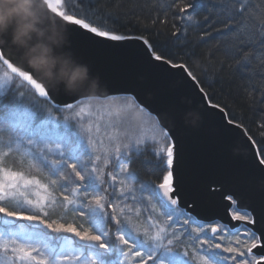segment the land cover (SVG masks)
<instances>
[{
    "label": "snow or ice",
    "instance_id": "obj_1",
    "mask_svg": "<svg viewBox=\"0 0 264 264\" xmlns=\"http://www.w3.org/2000/svg\"><path fill=\"white\" fill-rule=\"evenodd\" d=\"M59 4L60 0H55V3L53 0H44V5L62 17L73 31L77 30L75 26H79L80 29L94 34L93 38L101 37L116 42L143 40L144 44L149 43L144 37L131 34L132 30L128 33L115 29L102 30V27L107 26L109 18L115 22V18L110 14L104 18L102 24L93 26L94 21L87 15L84 18H76L75 15L65 14L64 11L58 10L56 5ZM201 10L206 12L203 20L194 21L193 17ZM179 13L182 23H195L199 27L211 21L221 25L214 32L205 29L200 42L218 37L220 43L217 47L222 45L226 58L233 62L228 65L232 75L241 80L243 87L251 88L253 95L259 91V99L264 100V91H260L253 83L256 79L264 80V0H186L183 6L179 7ZM176 35L177 33H173L174 37ZM9 39L6 34L4 43L0 44V61L7 68L0 75V132H8L7 141L0 144V264H130V261L131 264H136L137 261L138 264H259V261H264V256H261L259 261L252 256V249L258 246L260 237L247 225L255 224V209L252 212L240 209L233 201L232 219L241 223L237 227H229L217 221L211 225V239H200L207 235L206 226H199L189 232L191 217L184 220L182 225L179 224V216L186 213L178 210V200L171 198L176 173L173 167L175 146L173 143H160L171 141L173 138L171 131L160 123L159 116L153 120L149 114L146 127L141 128L137 134L128 136L127 143H120L121 128H132V111L138 104L134 95L111 97L113 100H123V103L118 105L105 106L97 100L92 106L94 110H89L87 105L79 106L82 101H77L78 111H73L74 105L71 103L61 108L59 104L52 102L50 90H46V87L38 83L28 71L14 66L5 58L2 49L8 48L21 64L24 63L19 51L9 43ZM152 56L157 61L162 60V56L155 52H152ZM167 63L171 64L172 68L186 71L187 77L199 83L198 78L185 64H172L170 60ZM17 78L20 79L17 88L27 89L31 86L39 98L50 104L47 112L40 107L35 95L25 103L24 92L18 97L13 95L5 102V97L13 91L12 85L16 84ZM59 90L58 87L57 91ZM199 90L204 92L203 87ZM211 106L219 107L216 104ZM53 110L69 111L73 112V115L60 119L51 114ZM96 110H100L102 114L98 116ZM79 117L89 120L87 127L84 126L83 120L77 125L76 118ZM149 134L151 142L159 144L158 148L148 147L149 141L145 137ZM124 135H127V132ZM97 137L102 138L98 140ZM105 139L108 147H104ZM114 142L117 143L115 148H112ZM143 152H148L152 157L143 163L151 165L153 171H163L167 168V174L159 185L142 183L137 189L135 181L139 176L137 172L130 170L129 164L133 155L138 157ZM261 152H264V147L257 150V155ZM94 153L97 154L93 160ZM13 154L22 158L21 166L23 158L31 157L36 163L29 164V168L47 169L48 175L56 179H52L49 184H42L35 176L29 178L23 171L13 170V167L7 164L8 157ZM51 155L58 156L59 159L50 160ZM85 156L93 164L91 170H87L81 162V158ZM102 158L105 166L110 162L114 165H120L124 160L128 162L123 163L118 173H105L99 167ZM67 160H74L76 163L67 164ZM259 164L264 165V156L260 157ZM66 167L71 171L64 173ZM105 175L111 181L107 188H111L112 192L108 193L106 188L105 194L100 195L101 187L106 183ZM118 176L123 178L119 181L121 187L117 193L115 184ZM70 185L74 186L69 187ZM56 188L70 193L63 195L65 210H79L80 215L86 217L87 223L92 225V230L85 228L79 231L72 225L49 223L47 219L42 218L41 214L47 216L45 209L49 204L54 205L57 202V198L52 194ZM137 191L147 192L150 200L159 204L161 214L167 217L162 225L152 223L143 233L131 219L133 214L140 216L142 211L141 208H135L133 213L134 206L144 203V198L136 195ZM89 193H94L91 199ZM113 197L118 203H108ZM129 200L131 204L128 203ZM108 208L112 209V213L107 211ZM117 209L119 216L116 214ZM25 211H35L39 214L25 215ZM261 215H264V210ZM113 220L120 225L118 232L124 233L115 238L104 231V225ZM173 225L179 226L173 228ZM240 228L246 229L250 238L255 237L247 248V256L251 259L243 258L246 254L238 247H223V243H212L221 231L226 230L227 233L233 234ZM178 233L180 235H177ZM169 236L172 239H169ZM184 237H188V244L193 245L191 253L187 250L181 252L175 247ZM219 238L221 241L224 239L223 236ZM129 240L132 241L131 244ZM196 240H199V246L195 245ZM185 247L187 249V245ZM125 248L128 250L124 251Z\"/></svg>",
    "mask_w": 264,
    "mask_h": 264
},
{
    "label": "water",
    "instance_id": "obj_2",
    "mask_svg": "<svg viewBox=\"0 0 264 264\" xmlns=\"http://www.w3.org/2000/svg\"><path fill=\"white\" fill-rule=\"evenodd\" d=\"M44 9L64 26L66 43L61 51L87 67L89 77L98 84L96 90L68 93L59 87L57 91L58 87L43 83L8 48L2 49L5 58L50 90L52 102L61 108L88 99L134 95L138 107L154 119L159 116L160 123L171 131L169 143L175 146L176 169L171 198L178 200V210L199 223L218 221L237 227L241 222L232 219L233 201L240 209H255L256 222L247 226L260 237L252 249V256L259 261L264 256V165L259 164L258 149L246 130L230 120L220 106L213 108L214 103H209L199 83L187 77L186 71L172 68L164 58L155 60L152 48L149 50L143 40L93 38L94 34L79 26L71 30L46 5Z\"/></svg>",
    "mask_w": 264,
    "mask_h": 264
},
{
    "label": "trees",
    "instance_id": "obj_3",
    "mask_svg": "<svg viewBox=\"0 0 264 264\" xmlns=\"http://www.w3.org/2000/svg\"><path fill=\"white\" fill-rule=\"evenodd\" d=\"M185 2L186 0H60V4L56 6L58 10L64 11L65 14L75 15L76 18H84L87 15L94 21L93 26H96L97 23L102 24L104 18L110 14L111 17L115 18V22L109 18L107 26L102 27V30L115 29L122 33H128L129 30H132L131 34L147 39L148 44L151 45L153 52L157 55L172 61L174 64H185L187 69L198 78L199 84L204 88V92L210 102L219 105L224 109L230 120L240 124L254 141L257 149L264 147V100L259 99L260 92L258 91L253 95L251 88L243 87L241 80L232 75L228 65L233 62L226 58L222 45L219 48L217 47L220 43L218 37L200 42L205 29L214 32L221 25L213 24L211 21L208 24H201L199 27L195 23L191 25L187 24V22L182 23L179 7H182ZM53 3H55V0ZM205 15L206 12L201 10L196 17H193V20H203ZM173 33H177V35L174 37ZM0 64L3 66L1 62ZM222 64L223 67H221ZM19 83L20 79L17 78L16 84L12 85L13 91L9 92L5 97V102H8L13 95L18 97L21 92H24L25 103H28L31 97L35 95L39 100L40 107L47 112L50 104L46 103L43 98H39L38 94L30 86L27 89L23 87L17 88ZM253 83L256 84L260 91H264V80L256 79ZM56 112V110H53L51 114H56ZM0 135L2 138H7V130L0 132ZM148 147L155 148V145L149 142ZM259 155L260 157L264 156V152ZM151 158L148 152H143L138 157L132 156L129 168L138 173L139 179L135 181L137 189L142 183L158 185L163 181V177L167 173L166 168L163 171H153L151 165L143 163L144 160ZM127 162V160H124L120 165L123 166V163ZM8 163L10 164V161ZM11 167L15 170L17 169V166L11 165ZM116 167L117 165L112 164V166H109V170L116 172ZM105 181V185L101 187V190H104V194L108 183H111L107 178H105ZM115 188L117 191V184H115ZM107 191L111 193L112 189L107 188ZM136 195L143 197L144 203L137 204L134 208L146 206L148 200L150 201L147 192L141 193L137 191ZM60 198H63L61 194ZM113 199L115 197L109 200L108 203L110 201L113 202ZM128 203L131 204V201L129 200ZM51 206L53 208L49 209V212L53 218H58L62 214L70 220V223L77 230L82 231L85 228L92 230V225L87 223L86 217L80 215L79 210H65L64 205L58 203L51 204ZM107 211L112 213L110 208ZM24 214H30V211H25ZM42 218L49 219L47 216H42ZM182 219L184 221L189 219V217L182 215ZM190 221L194 220L191 218ZM194 222L196 223V221ZM196 224L200 223L197 222ZM178 226L173 225V228ZM119 228L120 225L114 220L104 225V231L109 232L112 238L124 234L118 232ZM189 232H191L190 229ZM238 233L246 234V236L242 237L243 241L239 245L240 249L245 252V256H247V248L255 240V237L250 238L244 228H240L239 231L233 234H228L229 237H236ZM218 236L212 240L213 244L220 243ZM125 238L127 239L128 237L125 236ZM200 239H211V230L209 229L207 235L200 237ZM185 241H188V237H184L180 243L175 245L181 252L183 249L184 251L186 250L185 246L184 248L182 246ZM130 242L131 240L129 244H131ZM195 245L199 246V240L195 241ZM229 246H231L229 243L223 244V247ZM192 247L193 245L188 244L189 250ZM224 255L230 254L224 253Z\"/></svg>",
    "mask_w": 264,
    "mask_h": 264
},
{
    "label": "clouds",
    "instance_id": "obj_4",
    "mask_svg": "<svg viewBox=\"0 0 264 264\" xmlns=\"http://www.w3.org/2000/svg\"><path fill=\"white\" fill-rule=\"evenodd\" d=\"M39 79L65 92H93L98 87L85 65L62 52L66 32L46 14L44 0H0V44L4 36Z\"/></svg>",
    "mask_w": 264,
    "mask_h": 264
},
{
    "label": "rangeland",
    "instance_id": "obj_5",
    "mask_svg": "<svg viewBox=\"0 0 264 264\" xmlns=\"http://www.w3.org/2000/svg\"><path fill=\"white\" fill-rule=\"evenodd\" d=\"M3 66L0 64V75L3 74V71L7 70V68L5 66L4 67ZM97 100H99V99L83 100L82 101L83 103L80 104L79 106L87 105L89 110H94L92 108V106L96 104ZM99 102L101 104L105 105V106H110V105L121 104V103H123V100L122 99L113 100V99L107 98V99L99 100ZM79 106H77V103L74 104V110L73 111H78L79 110ZM96 114L99 116L102 113H101L100 110H96ZM72 115H73V112H69V111H57L56 114H53V116L59 117L60 119H63L65 116H72ZM148 118H149V114L136 105V107L132 111V128L130 130L126 129V128H123V127L121 128L120 131H121L122 135H121V141H119V142L120 143H127L128 136H133V135L137 134V132L141 128L146 127V122L148 121ZM152 119L155 120L154 117H152ZM80 120H83V124H84L85 127L88 126L89 120L87 118H84V117L76 118L77 125H78ZM125 132H127V135H124ZM101 138L102 137H97L98 140L101 139ZM145 138L149 142H151L150 134L148 136H146ZM7 139H8V137L7 138L0 137V144L5 143L7 141ZM85 142L87 143V136H85ZM116 143L117 142H114L111 145V147L115 148ZM160 143H169V141H161ZM153 145H155V148L159 147L158 143L157 144H153ZM104 147H108V142H107L106 139L104 140ZM4 150L6 151V149H4ZM96 154L97 153L93 154V156H92L93 160H94ZM21 159L22 158L19 155H17V154L10 155L8 157V159H7V164H8V166L11 167V165L13 166V161H15V166H17V169H16L17 171H23L25 173V175L28 176L29 178H31L32 176H35L36 179H38L42 184H49L52 179H56V177H50L48 175L47 169H43L42 167L29 168V164L36 163L34 160H32L31 157L23 158V165L22 166H21ZM49 159L50 160L51 159H59V157L55 156V155H51L49 157ZM9 161H10V164L8 163ZM81 162L85 164L87 170H91V168L93 167V164L89 161V158L87 156L82 157L81 158ZM66 163L67 164H71V163H76V161L67 160ZM109 166H112L111 162L107 166H105L104 162H103V158L100 160L99 167L102 168L105 173H109V172L114 173V174L118 173L120 167H122L121 165H117L116 172L115 171L112 172L111 170H109ZM13 170H15V169H13ZM70 171H71V169H68L67 167L64 169V173H68ZM73 177H74V174H73ZM105 178H107L108 181L111 182L107 175H105L104 179ZM122 178H123L122 176H118L117 181H116L117 191L118 192H119V189L121 187V184H120L119 181ZM72 186H74V185H70L69 187H72ZM103 191H104L103 189L100 190L99 194L100 195H104ZM52 194L57 198V202L56 203L63 205V198L59 199L60 194L63 196V195H68L70 193L64 192L63 189H61V188H56L53 191ZM93 194L94 193H89V199H91V195H93ZM32 198L35 199V197H32ZM85 202H87V201H85ZM110 203H118V201L115 198V199H113V202L110 201ZM153 205H155V208H153ZM120 206L123 207V204H121ZM51 208H53V207L50 204V206L45 209V212L47 213V217L49 218L47 220L49 223L56 222L57 224H64L65 226L72 225L70 223V220H68L62 214H60L58 216V218H53L51 216L50 212H49V209H51ZM137 208H141L142 209L141 215L140 216H136L135 214H133L131 216V219H132V223L135 224L136 226H138V228H139L141 233H143L145 228H148L150 226V224L155 223L157 225H162L164 223V221L167 219V217H165V216H163L161 214L162 210H159V204L157 202H155L154 200H150V201L148 200V204L146 206H142V207H138L137 206ZM11 210H16V209H11ZM111 212H112V209H111ZM134 212H135V208L133 209V213ZM36 214H39V213H36L35 211H30V214H27V215H36ZM116 214L119 216V209H117ZM41 215L43 216V214H41ZM149 217H151V220H149ZM120 218L124 219V217H120ZM183 222L184 221L182 219V216H179V224H183ZM189 223H191L190 226H189L190 230H192L194 228H197L199 226H206L208 228V230L209 229L211 230V225L212 224H203V223L196 224L197 222L195 223L194 221H189ZM151 231L154 232L155 229H151ZM169 231H171V229H169ZM70 235H72V234H70ZM177 235H179V233ZM218 235H219L218 236V240H219L220 243H223V244H228L229 243V244H231V247H238L239 249H240V245L239 244L243 241L242 237L246 236V234H244V233H238L236 235V237H229V234L226 232V230L225 231H221ZM220 236L224 237L223 241H221V239L219 238ZM169 239H172V237L169 236ZM238 240H239V244H237ZM130 243H132V241ZM165 243H167V240H165ZM251 244H249V247L251 246ZM186 245H187V249L186 250L189 251V253H191L193 251V247L190 248V250L188 249V241H185L183 243V245H182L183 248ZM127 250L128 249H126V251ZM137 250H139V249H137ZM183 251H184V249H183ZM9 255H11V253H9ZM243 258L251 259V257H248V256H245ZM130 264H131V261H130ZM136 264H138V261L136 262Z\"/></svg>",
    "mask_w": 264,
    "mask_h": 264
},
{
    "label": "bare ground",
    "instance_id": "obj_6",
    "mask_svg": "<svg viewBox=\"0 0 264 264\" xmlns=\"http://www.w3.org/2000/svg\"><path fill=\"white\" fill-rule=\"evenodd\" d=\"M200 85V84H199ZM201 87V86H200ZM208 98V97H207ZM209 100V99H208ZM210 101V100H209ZM248 134V133H247Z\"/></svg>",
    "mask_w": 264,
    "mask_h": 264
}]
</instances>
